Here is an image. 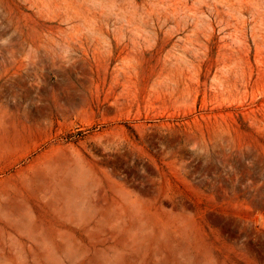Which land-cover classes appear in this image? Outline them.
<instances>
[{
    "label": "rangeland",
    "instance_id": "1",
    "mask_svg": "<svg viewBox=\"0 0 264 264\" xmlns=\"http://www.w3.org/2000/svg\"><path fill=\"white\" fill-rule=\"evenodd\" d=\"M0 264H264V0H0Z\"/></svg>",
    "mask_w": 264,
    "mask_h": 264
}]
</instances>
